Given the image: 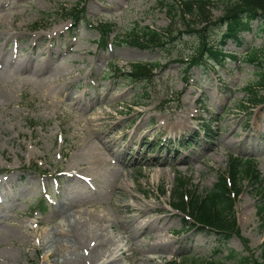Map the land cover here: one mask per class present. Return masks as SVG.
<instances>
[{
	"label": "rangeland",
	"instance_id": "obj_1",
	"mask_svg": "<svg viewBox=\"0 0 264 264\" xmlns=\"http://www.w3.org/2000/svg\"><path fill=\"white\" fill-rule=\"evenodd\" d=\"M3 1L0 14L9 20L0 25V56L8 54L13 63L3 71L0 84V174L8 180L0 185V264H62L60 255L47 261L40 242L43 232L61 222L52 216L65 196L66 213L88 211L95 218L92 229L128 248L124 222L136 228L141 217L135 208H157L141 212L148 222L163 219L166 227L160 237L175 241L172 248L147 250L157 242L154 223L136 237L142 250L125 248L126 253L117 255L123 257L119 264H184L197 259L239 264L241 257L259 259L264 218L246 178L235 208L241 235L227 242L193 231L171 205L179 179L192 191L205 193L218 182L220 172L229 169L230 155L250 161L264 178V103L248 106L245 89L259 79L258 69L244 58L254 49L264 51V24L254 22L240 46L233 41L226 45L225 53L236 54L238 60L228 58L221 66L210 61L187 73L179 59L196 51L193 37L155 50L121 43L137 26L168 28L171 20L162 0ZM226 1L216 0L214 20L223 15ZM78 4L86 10V21L72 38L70 13ZM106 23L116 30L108 49L98 46L100 36L94 29ZM223 30L217 27L209 34L213 45ZM51 51L55 55L47 60L49 72L41 79L23 76L18 69L27 57L32 63L45 62ZM133 63L160 67L151 81L132 83L118 70L130 72ZM58 66L63 75L55 81ZM202 122L212 126L210 136L199 132ZM137 129L140 134L130 146ZM155 139L158 144L152 143ZM181 142L185 147L175 145ZM106 143L120 161L104 149L103 163H92L91 154ZM64 172L73 174L75 181L62 178ZM110 172L121 176L113 178ZM94 177L97 182L88 185L87 179ZM42 201L46 211L39 209ZM85 201L93 205L81 208Z\"/></svg>",
	"mask_w": 264,
	"mask_h": 264
},
{
	"label": "trees",
	"instance_id": "obj_2",
	"mask_svg": "<svg viewBox=\"0 0 264 264\" xmlns=\"http://www.w3.org/2000/svg\"><path fill=\"white\" fill-rule=\"evenodd\" d=\"M216 0H162L161 5L167 9V15L171 23L165 30L153 29L149 26L141 28L137 26L131 34L122 39L123 44L141 50L164 49L165 46L175 43L184 37H193L198 41L196 51L186 59H179L186 67L187 73L195 67H207L212 61L215 66L224 65L228 58L237 59L225 53V46L234 41L241 45L243 34L252 31L253 23L261 21L264 24V0H227L224 5L223 15L214 20L211 12ZM79 4L71 13L72 20H80ZM224 28L217 45L209 39V34L215 28ZM101 40L106 46L107 40L114 32L113 25H101L99 27ZM120 43V44H121ZM101 45V42H100ZM247 62L255 66L257 78L255 84L246 87L248 106H256L264 103V96L260 90H264V51L254 49L248 52ZM159 63H133L130 72H121L124 79L134 83L151 81L155 69ZM243 109H248L242 106ZM205 124V123H203ZM207 126V125H205ZM208 127V126H207ZM210 127L206 129V133ZM230 163L226 175H218L215 186L204 192L192 191L187 182L179 179L173 196V206L185 216V223L199 232L213 234L220 242H227L233 236L240 237V229L237 222L235 206L237 198L242 194V182L247 179L255 190L259 200L257 211L264 218V178L250 161L245 162L241 158L230 156ZM168 193L167 191L164 194ZM230 256L235 257L234 252ZM168 264H177L171 262ZM181 264V263H178ZM184 264H224L220 259L208 261H186ZM239 264H264V242L261 247L260 258L249 260L241 257Z\"/></svg>",
	"mask_w": 264,
	"mask_h": 264
},
{
	"label": "bare ground",
	"instance_id": "obj_3",
	"mask_svg": "<svg viewBox=\"0 0 264 264\" xmlns=\"http://www.w3.org/2000/svg\"><path fill=\"white\" fill-rule=\"evenodd\" d=\"M4 1L0 0V9L4 7ZM5 15L0 14V25L5 24L9 18L4 17ZM4 17V18H3ZM9 35V33L7 32ZM12 36V35H11ZM11 36L7 37L5 39V44L3 48L6 47V45L11 40ZM1 54V53H0ZM49 57L45 60V62H34V60L27 57L26 59H23L21 63H18V69L20 72H22L23 76L25 74H29L30 77L34 79H41V76L45 73L49 72L48 66H47V60H51L53 57V51L49 52ZM8 54L0 56V68H2L0 72V84L3 81V71L8 65H11L12 63L8 61ZM50 62V61H49ZM48 70V71H47ZM47 71V72H46ZM63 71L59 68L56 69L55 75V81L58 80V77H61L63 74ZM141 129H137L134 135L132 136V142L130 143V146L135 145V139L133 137L138 136L140 134ZM137 133V134H136ZM108 137V136H106ZM143 139H147L145 136L142 137ZM145 141V140H144ZM142 144H144L142 142ZM143 148V147H142ZM104 149L108 152L109 156L116 158L118 161H120V158L114 154V151H112V147L109 146L107 143L104 144V147L98 148L96 150V153L91 154L92 158L95 162V164L103 163V151ZM80 155L79 157H81ZM182 162H185V160H182ZM93 166V165H92ZM91 167L86 168V170L89 172ZM113 178H117L121 176V173H114L110 172ZM64 179H67L69 182L72 180L75 181V177L73 174L71 175L69 172H64L61 176ZM79 179L82 181V178ZM83 182V181H82ZM88 185H94V182H97V178H91L88 181ZM84 184V183H83ZM95 190V188H94ZM80 193V190L77 192ZM66 200H69L68 197L65 196V198L62 200L60 206L58 209H55L53 211L52 220H58L61 219V222L54 225L50 231L43 232L44 238L41 237L42 241L40 242L42 245L41 247L44 250L45 253V259L48 261L51 259V257L55 255H60L62 257V264H86L85 259L89 258V264H119L120 260L123 257L117 258V255L119 253H126L123 250L127 248V251H135L140 252L142 249L141 247L144 246H138L135 241L136 237H140L141 235L146 234V230L153 228V224L157 223V228L155 231H153L157 237V242L150 246H146L147 250L149 251H157L161 252L163 250H167L172 248L174 245V242L165 241L163 237H160L162 235V231L164 230L165 223L163 219L157 218L156 220H152L151 222L146 221L147 219L144 218V211L151 213V211H157V208L154 206L145 205V209L139 208L134 209V212L137 214V217H141L139 219L138 225L136 228H133L131 226V221L124 222L126 223V229L123 232L124 235H126V238L129 242V248L126 247V245H122L121 242L118 240L115 241V239H105V236L103 235L102 230L100 229H92V223L94 222L95 218L94 215H89L88 211L84 212H75L73 215H69L66 213L67 208H65ZM84 206L93 205V203H89L85 201ZM142 211V212H141ZM136 219V218H135ZM102 220L99 219V222ZM146 222V223H145ZM113 229V226H111ZM32 235V232H31ZM159 240V242H158ZM119 242V243H117ZM136 246V247H135ZM101 247V248H100ZM124 252V253H123ZM107 256V257H106ZM96 260V261H95Z\"/></svg>",
	"mask_w": 264,
	"mask_h": 264
}]
</instances>
